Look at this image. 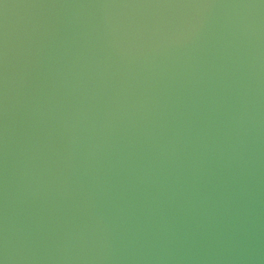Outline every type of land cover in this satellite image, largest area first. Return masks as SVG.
Segmentation results:
<instances>
[{
    "label": "water",
    "instance_id": "obj_1",
    "mask_svg": "<svg viewBox=\"0 0 264 264\" xmlns=\"http://www.w3.org/2000/svg\"><path fill=\"white\" fill-rule=\"evenodd\" d=\"M0 264H264V0H0Z\"/></svg>",
    "mask_w": 264,
    "mask_h": 264
}]
</instances>
